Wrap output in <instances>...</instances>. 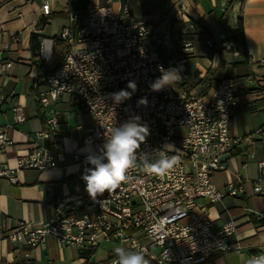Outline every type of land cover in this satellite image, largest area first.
<instances>
[{"label": "built area", "instance_id": "built-area-1", "mask_svg": "<svg viewBox=\"0 0 264 264\" xmlns=\"http://www.w3.org/2000/svg\"><path fill=\"white\" fill-rule=\"evenodd\" d=\"M133 0H105L104 4H87L77 8L78 0H67L68 24L58 39L66 49L59 68L40 76L33 84L38 101L46 114V128L39 136L49 140L48 146L35 145L30 152L17 159L15 167L0 164V178L19 183V174L26 170L45 171L55 168L66 153L61 144V126L73 113L93 116L84 127L83 147L98 151L106 139V129L120 126L133 116L149 128V135L138 149L149 154L151 162L166 144L174 146L169 155H177L174 167L165 176L150 175L141 160L128 172V179L114 191L96 201L92 212L84 210V203L72 196L55 199L54 215L39 224L20 221L5 231L13 242L25 239L28 248H44L53 237L63 247H73L82 253L98 247L102 242L118 241L128 248L142 251L153 264H208L218 254L235 249L231 243L236 232L234 222L215 229L210 206L226 198L244 196L247 185L256 194H264V162H259V176L244 181L238 178L219 190L212 182L215 173L228 169V161L249 149L259 128L247 135L234 136L230 120L242 105L232 81L218 82L204 78L201 84L188 81L187 61L197 49L196 40H184L181 55L173 66L162 53L164 40L153 22L134 16ZM51 4H42V14L49 16ZM208 50H232L231 45L207 40ZM56 39L44 37L36 58L51 63L55 57ZM264 66V58L249 59ZM2 58L0 55V65ZM7 68L11 62L4 64ZM164 69L181 68V80L160 91H153L151 83ZM129 81L136 90L127 88ZM124 89L131 98L116 104L111 94ZM264 97V90L259 91ZM142 98L147 105H138ZM4 97L0 95V107ZM64 103L68 111L58 106ZM14 124L26 120L24 109H13ZM2 150L13 141L0 133ZM90 152L76 150L73 158L87 164ZM245 166V164H243ZM208 205H200V201ZM264 219V213L258 215ZM142 234L140 238L138 234ZM110 264H116V257Z\"/></svg>", "mask_w": 264, "mask_h": 264}, {"label": "crops", "instance_id": "crops-1", "mask_svg": "<svg viewBox=\"0 0 264 264\" xmlns=\"http://www.w3.org/2000/svg\"><path fill=\"white\" fill-rule=\"evenodd\" d=\"M45 1L51 4L49 16L42 14ZM87 1L88 4L105 3V0ZM130 6L136 18L156 25L164 40L162 53L169 65L173 66L179 59L184 40L198 42L186 66L191 83L196 84L194 73L197 71L201 79L232 81L228 78L229 68L245 61L241 43H225L233 45L236 51L223 49L221 52L205 49L204 44L207 40L220 44L229 42L241 19L246 54L249 59L264 58V0H133ZM66 8L67 0H0V95L4 97L0 107V133L5 132L13 141V145L4 150L0 144V164L15 167L17 159L26 156L33 146L50 144L38 135L46 128V114L37 104L33 89L34 82L48 70L50 63L39 61L33 54L31 37L37 35L38 44L44 37L57 39L68 24ZM199 21L205 26L199 25ZM6 62H11L12 66L7 68ZM248 70L250 75L244 79L247 99L230 120V132L234 136L264 128V97L259 95V91L264 90V66L249 61ZM20 106L26 120L15 125L13 109ZM58 108L69 110L64 103ZM41 110L45 124L40 117ZM92 122L93 116L84 112L74 111L66 118L60 128L61 147L66 155L55 168L23 171L18 176V184L0 178V264H12L15 256L34 264H104L116 257V247L128 248L126 243L105 241L88 253H82L73 247H63L53 237L47 239L44 248H28L23 237L13 242L5 234L17 222L39 224L50 219L54 215L56 197L72 196L84 203V210L92 212L96 201L106 195L107 192L93 199L88 194L82 175L91 165L77 163L73 158L76 150H93V147H83L81 142L83 128ZM259 162H264V131L249 149L239 151V156L228 161L227 170L215 173L212 182L219 190H225L238 178L254 180L260 173ZM246 189L244 196L226 198L210 206L215 229L228 222L235 223L231 243L238 249L215 255L208 264H247L250 258L264 254V219L258 217L264 213V194L254 193L250 185ZM200 205L208 203L201 200ZM138 236L141 238L142 234Z\"/></svg>", "mask_w": 264, "mask_h": 264}, {"label": "clouds", "instance_id": "clouds-1", "mask_svg": "<svg viewBox=\"0 0 264 264\" xmlns=\"http://www.w3.org/2000/svg\"><path fill=\"white\" fill-rule=\"evenodd\" d=\"M161 75L155 79L150 87L153 91H160L167 86H172L181 80V68L164 69L160 66ZM127 88L136 90V83L129 81ZM132 93L121 89L112 93L111 98L116 104H121L131 98ZM138 105H147V100L142 98ZM149 128L146 124L140 123V118L133 116L120 126H112L106 129V139L98 151L90 152L86 161L91 165L85 170L82 179L86 184V191L95 199L105 192L114 191L121 183L125 182L128 172L136 165L137 160L143 163V169L150 175L165 176L177 162V155H169L174 150L171 144L164 145L156 151L159 158L151 162L150 155L141 153L138 149L149 135ZM116 264H150L142 251L133 248L116 247L114 249ZM247 264H264V254L254 256L247 261Z\"/></svg>", "mask_w": 264, "mask_h": 264}, {"label": "trees", "instance_id": "trees-1", "mask_svg": "<svg viewBox=\"0 0 264 264\" xmlns=\"http://www.w3.org/2000/svg\"><path fill=\"white\" fill-rule=\"evenodd\" d=\"M87 4H88L87 0H78V2L76 3V7L77 8H84ZM198 24L203 26V27L205 26L204 22H202V21H199ZM38 40H39L38 36L33 34L31 37V51L33 52L34 55H36V52L40 48L41 40L39 41V44H38ZM238 41H239V43H241L242 50H243L242 52H243V56L245 57V61L242 63H234L228 70V78L230 80H232V82L234 83L236 95L239 96V98L241 99L242 102H244V101H246L247 94H248V89H247L246 85L244 84V79L247 76H249L250 73L248 70L249 57L246 54L245 49H244L245 40H244V27H243L242 19L239 21L238 30L235 32V34L232 36V38L229 40V42H222L221 44H225V43L237 44ZM212 52H221V50L213 49ZM65 54H66V49H65V47L62 46L60 40L57 38L56 39L55 57H54L53 61L50 63L48 70H46V72L43 75H46L47 73L52 72V71L56 70L57 68H59L61 66L63 60H64ZM37 104L41 107V109L43 108L39 101L37 102ZM40 117H41L42 122L45 124V116H44V113L42 112V110L40 113ZM112 259H113V257L110 258L104 264H110ZM2 264H7V263L2 262ZM12 264H34V263L31 261H28V260H18V258H16V256H15L14 262Z\"/></svg>", "mask_w": 264, "mask_h": 264}, {"label": "rangeland", "instance_id": "rangeland-1", "mask_svg": "<svg viewBox=\"0 0 264 264\" xmlns=\"http://www.w3.org/2000/svg\"><path fill=\"white\" fill-rule=\"evenodd\" d=\"M195 37H193V39H194ZM61 50V49H60ZM210 58V57H209ZM193 63V62H192ZM199 64H200V66H201V63L199 62ZM198 64V65H199ZM194 80H195V83L196 84H201V82H203V80H204V78L203 79H201L202 77H201V73H199L198 71L197 72H195L194 73Z\"/></svg>", "mask_w": 264, "mask_h": 264}]
</instances>
